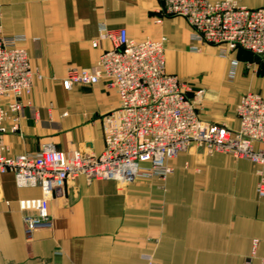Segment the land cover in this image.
Segmentation results:
<instances>
[{"label":"crops","instance_id":"1","mask_svg":"<svg viewBox=\"0 0 264 264\" xmlns=\"http://www.w3.org/2000/svg\"><path fill=\"white\" fill-rule=\"evenodd\" d=\"M236 1L264 8V0ZM160 9L158 0H0L1 33L23 37L35 73L18 130L10 131V120L3 124L4 155H35L43 144L63 153L102 152V117L117 107V94L104 80L71 90L62 84L69 70L95 65L111 48L102 40L92 47L100 25L125 29L134 41L162 40L166 72L205 91L200 119L237 129L239 98L264 100V63L244 50L223 55L193 41L182 18H163ZM168 166L164 179L130 185L78 177L51 197L0 173V264H262L264 195L257 184L264 168L199 147ZM26 216H48L51 228L27 238ZM253 239L259 244L251 258Z\"/></svg>","mask_w":264,"mask_h":264},{"label":"built area","instance_id":"2","mask_svg":"<svg viewBox=\"0 0 264 264\" xmlns=\"http://www.w3.org/2000/svg\"><path fill=\"white\" fill-rule=\"evenodd\" d=\"M163 18H182L192 40L218 47L223 55L244 50L264 63V8H247L236 0H158ZM156 23H160L157 20ZM107 41L95 65L69 70L62 80L66 90L91 86L104 80L118 97L117 107L102 117L103 150L99 155L78 151L63 153L43 144L35 155H4L3 124L18 130L21 99L30 94L35 73L28 54L20 46L23 37L4 36L0 30V173H11L20 186L38 187L45 197L63 195L66 182L83 177L87 182L115 181L130 185L139 178L164 179L172 169L168 162L191 147L219 152L264 168V100L242 95L235 107L236 130L203 121L197 109L205 91L166 72L162 40L134 41L125 29L99 27L98 41ZM193 50H197L192 48ZM257 194L264 195V173L259 172ZM27 238L37 230L50 229L48 216L23 218ZM264 243V236H263ZM258 239L251 242L256 256ZM264 264V256L261 259Z\"/></svg>","mask_w":264,"mask_h":264},{"label":"rangeland","instance_id":"3","mask_svg":"<svg viewBox=\"0 0 264 264\" xmlns=\"http://www.w3.org/2000/svg\"><path fill=\"white\" fill-rule=\"evenodd\" d=\"M167 62V60H166V57H165V63ZM262 63V62H261ZM187 81V82H186ZM193 81V82H192ZM183 82H186V83H188L190 86H192V87H197L198 85H197V82L196 81H194V80H191V81H189V80H185V81H183ZM33 88V87H32ZM32 91V90H31ZM31 93V92H30ZM240 99V98H239ZM239 101V100H238ZM238 103V102H237ZM237 103H236V105H237ZM236 105L234 106V112H235V107H236ZM200 109L199 110H201V106L199 107ZM210 123V122H209ZM212 124H216V123H213L212 122ZM216 125H219V124H216ZM223 126V125H222ZM227 128V127H226ZM232 130V129H231ZM236 130V129H235ZM192 148H196V147H191L190 149H188V150H191ZM199 148H201V147H199ZM201 149H203V148H201ZM187 150V151H188ZM204 150V149H203ZM205 151V150H204ZM185 152V151H184ZM182 153V152H181ZM205 153L206 154H210V153H207L206 151H205ZM212 153H219V152H212ZM180 154V153H179ZM178 154V155H179ZM237 160V159H236ZM145 179V178H144Z\"/></svg>","mask_w":264,"mask_h":264}]
</instances>
